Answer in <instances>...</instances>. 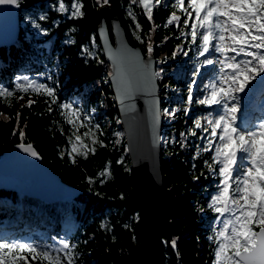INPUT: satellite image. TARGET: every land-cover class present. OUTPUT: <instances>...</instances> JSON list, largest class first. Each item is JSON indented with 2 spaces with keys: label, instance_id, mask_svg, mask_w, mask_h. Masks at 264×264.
I'll return each mask as SVG.
<instances>
[{
  "label": "trees",
  "instance_id": "trees-1",
  "mask_svg": "<svg viewBox=\"0 0 264 264\" xmlns=\"http://www.w3.org/2000/svg\"><path fill=\"white\" fill-rule=\"evenodd\" d=\"M19 1V17L24 19V7L35 16V22L20 25L15 42L0 46V85L14 90L17 73L39 79L41 75L42 84L54 89L56 100L53 103L46 94L30 90H16L9 102L0 98V155L10 143H31L61 180L78 188L79 193L71 200L50 202L0 188V242L20 237L24 243L56 248L61 238L75 245L76 264H137L134 251L140 242V219L138 206L129 197L135 179L123 144L113 142L104 124L107 119L120 122L108 80L110 63L102 55L101 46L94 55L79 46L91 35L99 43V7L109 5L116 11L126 42L138 47L142 55L154 58L161 109L167 104L163 100H170L176 89H181L184 96L178 116L162 125L165 145L160 147V165L162 185L170 201V224L169 228L161 222L156 225L157 264H207L210 257L202 231L204 197L213 188L211 177L219 166L214 163L215 146L204 150L208 145L201 139V128L195 121L202 105L198 96L205 88L204 82L197 81V72H206L209 65L200 66L189 82H183L181 71L190 56L198 66L204 62L197 49L202 37L193 41L191 34L186 35L191 21L184 26L187 17L176 0H160L153 7L151 20L143 6L133 0H78L83 15L72 17L56 13L44 2L30 7L35 0ZM171 13L181 17L178 25L165 23ZM106 25L113 42L109 18ZM195 81V97L189 102V89ZM29 100L34 101L31 106ZM64 104L79 111L85 126L79 127L78 133L63 114ZM189 107L192 113L187 115ZM89 130L97 143L92 144L91 136L84 137V143L95 147V153L87 158L72 153L74 133L83 137ZM105 168L110 176L101 175ZM28 259L29 264H40L30 255Z\"/></svg>",
  "mask_w": 264,
  "mask_h": 264
},
{
  "label": "snow or ice",
  "instance_id": "snow-or-ice-1",
  "mask_svg": "<svg viewBox=\"0 0 264 264\" xmlns=\"http://www.w3.org/2000/svg\"><path fill=\"white\" fill-rule=\"evenodd\" d=\"M143 6L149 20L152 19L153 7L160 0H133V3ZM107 3V0H104ZM0 5L19 6V0H0ZM178 9L187 17L183 21L188 27L191 21V37L196 41L202 37L200 55L203 56L213 48L225 58L221 61L222 73L228 70L220 78L219 84L211 85L209 95L199 101L206 105H223L224 114L215 118L207 117V127H203L201 120L195 121L197 128L209 132L208 146L205 151L213 149L215 143L214 163L220 165L219 175L221 187L219 193L212 198L209 207L221 216L231 214L223 227L216 233L218 244L216 264H264V123H260L252 131H241L236 126V113L238 106H229L225 101L236 99V93L244 92L249 83L257 76L264 73V0H176ZM59 8L67 11L63 0H60ZM73 16H82V5L78 2L72 5ZM130 16L134 15L130 12ZM181 17L173 13L168 24L180 22ZM139 30V23L136 24ZM203 30V31H202ZM137 39L140 36L137 35ZM151 54L152 45H148ZM234 53L229 56L228 53ZM244 59H237L239 56ZM206 63L212 64L211 59ZM46 94L55 103L54 89L44 84L29 81L26 77L23 83H17L14 90L0 87V98L9 102L15 91ZM189 102L192 97L189 95ZM34 101L29 100L28 106ZM67 122L71 124L76 133L79 127L85 124L80 120L78 109L71 104L62 105ZM51 111V108H49ZM19 119V114H17ZM74 133L72 141V153L83 155L87 158L89 153H95V147H89L84 143V137L91 136L92 144L97 140L95 134L89 130L83 137ZM15 134V133H14ZM195 134V133H193ZM23 139V130L19 131ZM101 146L103 144L101 143ZM25 152L37 156V152L31 144L19 145ZM247 161L246 170L234 177L238 160ZM75 163V157H73ZM211 168L212 165H209ZM102 176H110L108 168L101 173ZM258 227V231L256 228ZM175 240L172 241L175 247ZM75 245L67 240H61L59 246L50 248L32 243L0 242V264H29V255L32 261L40 264H76Z\"/></svg>",
  "mask_w": 264,
  "mask_h": 264
},
{
  "label": "water",
  "instance_id": "water-1",
  "mask_svg": "<svg viewBox=\"0 0 264 264\" xmlns=\"http://www.w3.org/2000/svg\"><path fill=\"white\" fill-rule=\"evenodd\" d=\"M5 7V14L8 15L7 25L5 28L0 27L3 29L0 33V46L13 44L20 32L19 6ZM1 8L3 10L4 5H0V11ZM98 17L100 21L96 33L102 55L110 63L108 80L114 95L120 126L124 131V142L135 179L134 186L129 192V197L138 206L140 219V242L135 247L134 256L137 264H157L156 225L161 222L169 228L167 207L170 201L162 185L159 142L162 126L161 96L158 93L155 61L152 56L142 55L138 47L126 42L116 11L111 6H100ZM108 18L112 23L113 42L106 25ZM22 143L31 144L10 143L5 147L0 155V168L5 162L7 166L26 162L30 175L28 179H32L33 182L22 180L24 186L28 188L26 189L16 184V181L14 183L3 181L0 188L50 202L69 200L79 193L78 188L63 182L42 160L33 144L31 145L37 156H32L19 147Z\"/></svg>",
  "mask_w": 264,
  "mask_h": 264
},
{
  "label": "rangeland",
  "instance_id": "rangeland-1",
  "mask_svg": "<svg viewBox=\"0 0 264 264\" xmlns=\"http://www.w3.org/2000/svg\"><path fill=\"white\" fill-rule=\"evenodd\" d=\"M40 2H44V4L51 5V7L56 13L61 14L63 16H67V17L73 16L72 11L74 9L72 8V5L76 2L80 3L78 0H63L65 7L68 9L67 11L60 10L59 8L60 0H35L34 4H31L30 7H34L33 5H39ZM187 2L188 0H185L186 5H187ZM19 5H20V2H19ZM21 9L23 10L25 16H24V19L20 18V24L23 26H26L29 20L31 21V24H33V22H35V16L31 14V12L26 11L24 7ZM172 14L173 13H171L169 17L165 19V23H167V21L169 20ZM175 14L178 15L177 13ZM53 23L56 24L57 21L54 20ZM46 25L47 24L45 23V27ZM27 26H29V23ZM190 33H191V28L189 26V28H187L186 30V35H189ZM76 41H77L76 39H72V42H76ZM215 43L216 41L214 40L213 48L208 53L203 55L204 61H207L209 59L213 61L212 64L206 63L210 65V68L207 70V72H204L200 78L201 81L205 82L206 88H207V92L201 95L202 98L204 99L209 95L211 91V85L213 84L218 85L220 82L221 76L228 71L226 69L224 70L223 73L221 71L222 69L221 61L225 57L221 53L215 51V47H214ZM79 46L81 50L83 51L85 50L90 55H94L98 51V49L101 51L100 45L98 41L95 40L94 35H91L86 40V42L79 43ZM201 46H202V42L200 43V51H201ZM200 51H198V57L201 56ZM228 55L232 56L234 55V53L230 52L228 53ZM244 58L245 57H243L242 55L237 57L238 60L244 59ZM193 59H194L193 55L190 56V59L185 62V65L181 71V76L183 77L182 80L184 83L189 82V79L194 74L195 69L198 68L197 62H194ZM25 77L29 80L28 76L25 74L20 75L19 80L24 82ZM31 81H34V80H31ZM235 95H236L235 100L225 101V102L228 103L229 106H231L232 104H236L238 106V111L236 113V117H237L236 126L241 131H252L256 127H258L260 123H264V116L262 118L252 117L249 123L246 121H243V122L239 121L241 116L246 115V111H249L256 107L258 108L262 104L264 105V73L260 74L259 76L256 77L255 80L251 81L249 85L245 88L244 92L236 93ZM183 99H184V96L182 94V90L176 89L175 93L173 94V97L170 100L169 99L163 100V102L164 103L166 102L167 104L164 105V107L160 110L161 115H162V125L166 121L167 122L173 121L178 116V114L181 111L180 105L182 104ZM200 107L201 109L199 110V113L201 114V118L200 116H198V119L201 120L203 127H207V123H206L207 117L210 116L212 118H215L219 115H223L225 111L223 108V105H211L210 106V105L203 104ZM104 124H105V131H109L110 135L113 136V142L116 144H120V143L123 144L125 152H127L126 143L121 142L122 137L124 136V131L122 130L120 126V122H118L115 119L113 122L107 119L104 122ZM190 133H191V128H190ZM203 134H204V141L208 143V139L210 138V129H209V132L203 131ZM159 142H160V147L162 145H165V139L162 134V126L160 129ZM217 142L218 141H216L215 143ZM247 166L248 165H247L246 160L244 159L238 160L237 165H236V171L234 172V177L241 175L246 170ZM219 167H218V172L211 177L212 179L211 183L213 184V188L204 197L205 209L203 211V214L205 218L203 222L202 231L204 234V238L206 239V243H207L205 249L207 250L208 255L210 257L207 264H216L215 253L218 248V244L216 241V233L223 227L224 222L227 219L231 218V214L226 213L224 216H221L219 213H217L214 210V208L209 207L210 203L212 202V198L219 193V190L221 187L222 178L219 175ZM212 218L215 219L213 222L211 220ZM257 229L258 227L256 228V230Z\"/></svg>",
  "mask_w": 264,
  "mask_h": 264
},
{
  "label": "bare ground",
  "instance_id": "bare-ground-1",
  "mask_svg": "<svg viewBox=\"0 0 264 264\" xmlns=\"http://www.w3.org/2000/svg\"><path fill=\"white\" fill-rule=\"evenodd\" d=\"M5 5H4V9L0 11V27H3L5 28L4 26L7 25V17L8 15L5 14ZM7 11V10H6ZM1 29L0 28V33H1ZM3 30V29H2ZM252 114H253V110L250 114V116L247 118V122L249 123L251 121V118H252ZM259 115V114H258ZM13 151V150H12ZM12 154H14L13 152H11ZM10 154V153H9ZM11 155V154H10ZM12 156V155H11ZM15 157V156H14ZM11 159V158H10ZM15 159V158H14ZM4 160H7V159H4ZM24 161V160H23ZM15 164H16V161H14ZM13 162V163H14ZM9 163V162H8ZM18 163V162H17ZM1 164V163H0ZM3 164V162H2ZM19 164V163H18ZM10 165V166H7L6 165V162H5V165L3 167L0 168V183H3V181H11V183H14V181H16V184H18L19 186H21L22 188H26L24 186V184L22 183V180H29V181H32V179H28V177L30 176L29 175V170H28V167H27V163L24 162V163H21V165ZM1 166V165H0ZM35 181V180H34ZM27 182V181H26ZM33 182V181H32ZM4 183H10V182H4ZM25 183V181H24ZM12 185V184H11ZM39 188V187H38ZM28 189V188H26ZM212 222L215 220V219H211Z\"/></svg>",
  "mask_w": 264,
  "mask_h": 264
}]
</instances>
